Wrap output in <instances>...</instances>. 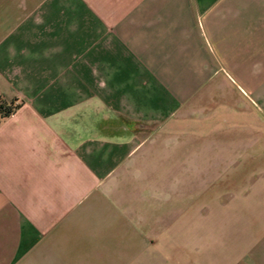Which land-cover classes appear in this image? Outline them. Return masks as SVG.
Returning a JSON list of instances; mask_svg holds the SVG:
<instances>
[{
    "label": "crops",
    "instance_id": "obj_1",
    "mask_svg": "<svg viewBox=\"0 0 264 264\" xmlns=\"http://www.w3.org/2000/svg\"><path fill=\"white\" fill-rule=\"evenodd\" d=\"M0 99V264H264V0H0Z\"/></svg>",
    "mask_w": 264,
    "mask_h": 264
},
{
    "label": "trees",
    "instance_id": "obj_2",
    "mask_svg": "<svg viewBox=\"0 0 264 264\" xmlns=\"http://www.w3.org/2000/svg\"><path fill=\"white\" fill-rule=\"evenodd\" d=\"M17 107H18V105H14L12 102L7 103L5 100L0 99V114H1V116H8Z\"/></svg>",
    "mask_w": 264,
    "mask_h": 264
},
{
    "label": "rangeland",
    "instance_id": "obj_3",
    "mask_svg": "<svg viewBox=\"0 0 264 264\" xmlns=\"http://www.w3.org/2000/svg\"><path fill=\"white\" fill-rule=\"evenodd\" d=\"M150 127H151V125H147V126L144 128V130H145V131H146V130H149Z\"/></svg>",
    "mask_w": 264,
    "mask_h": 264
}]
</instances>
